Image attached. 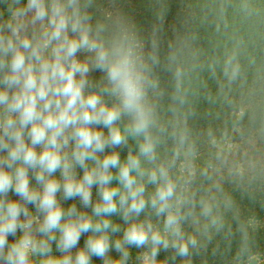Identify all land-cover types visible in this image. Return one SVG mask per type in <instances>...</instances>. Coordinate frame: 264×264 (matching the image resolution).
<instances>
[{
  "label": "clouds",
  "instance_id": "9594fccd",
  "mask_svg": "<svg viewBox=\"0 0 264 264\" xmlns=\"http://www.w3.org/2000/svg\"><path fill=\"white\" fill-rule=\"evenodd\" d=\"M159 32L142 37L117 0H0V264H129L133 248L135 264H174L220 230L212 193L228 159L217 150L198 163L190 73L215 80L208 103L227 99L243 78L238 52L189 64L199 37L178 33L162 58ZM77 198L91 214L61 202Z\"/></svg>",
  "mask_w": 264,
  "mask_h": 264
},
{
  "label": "trees",
  "instance_id": "16d2710c",
  "mask_svg": "<svg viewBox=\"0 0 264 264\" xmlns=\"http://www.w3.org/2000/svg\"><path fill=\"white\" fill-rule=\"evenodd\" d=\"M104 1L97 3L101 5ZM108 5L109 0L104 7ZM117 7L146 40L154 25L160 28L162 58L169 41L178 33L199 37L194 45L200 52L199 61L189 58V64H206L233 49L238 52L243 78L227 93V99L221 95L216 102L208 103L203 98L207 91L204 82L215 93V80L210 78L206 67L204 70L196 67L190 73L191 90L199 94L194 97L198 116L190 121L200 146L199 163L221 150L227 155L228 164L216 176L221 190L212 193L219 205L215 215L220 230L210 229V239L202 238V249L185 261L177 257L174 264H264V0H117ZM157 74L162 86L171 91L170 73L158 69ZM102 75L93 72L91 78L99 80ZM224 135L235 143L236 151L221 149L220 139ZM212 138L216 140L215 147L208 143ZM118 151L122 159L126 157L127 148ZM77 173L82 176V169L77 168ZM9 198L12 199L10 194ZM61 202L65 208L75 202L79 209L91 214V209H84L78 198ZM113 219L120 222L119 217ZM184 229L194 232L190 223H185ZM87 235H82L78 247H83ZM55 250L53 244V254L58 255ZM110 255L115 258L119 253L112 250ZM171 255L172 250H162L158 259ZM92 262L102 264L97 257H92Z\"/></svg>",
  "mask_w": 264,
  "mask_h": 264
},
{
  "label": "rangeland",
  "instance_id": "374dc122",
  "mask_svg": "<svg viewBox=\"0 0 264 264\" xmlns=\"http://www.w3.org/2000/svg\"><path fill=\"white\" fill-rule=\"evenodd\" d=\"M105 3H107V0H105L104 2H102L101 3V6H103L104 7V4ZM109 6V5H108ZM107 6V7H108ZM106 6H105V8H107ZM82 58V57H81ZM212 141H216L215 139H209L208 140V143H211L212 144ZM219 146L221 147V149L222 150H225V151H227V152H232V151H236L235 150V147H236V145H235V143H230V141H229V138L228 137H226L225 135H224V137L222 138V139H220V144H219ZM254 148H249V150H253ZM198 163H199V161H198ZM78 174V173H77ZM30 175H31V173H30ZM56 176H57V178H59V172H57L56 174H55ZM31 183L33 184V185H35L36 184V182H35V180L34 179H32L31 180ZM10 194V197L12 198V199H17V198H19V197H17L14 193H12V192H10L9 193ZM58 198H59V194H58ZM29 208L33 211V212H35V208H34V206H32V205H29ZM119 223H123L121 220H120V222ZM186 227V226H185ZM19 232L17 233V237L19 236ZM17 237H9V241L10 242H12V241H14ZM76 251V249H74L73 250V252H75ZM138 251H141V250H138V249H135V248H133V251H132V260H130L129 261V264H135V256H136V254H137V252ZM55 252L57 253V251L55 250ZM58 255H60V253L58 252Z\"/></svg>",
  "mask_w": 264,
  "mask_h": 264
}]
</instances>
